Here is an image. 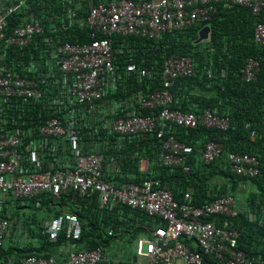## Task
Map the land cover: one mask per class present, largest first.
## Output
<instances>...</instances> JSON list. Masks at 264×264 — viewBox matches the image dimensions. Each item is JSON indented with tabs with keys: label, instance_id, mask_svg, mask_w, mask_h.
I'll list each match as a JSON object with an SVG mask.
<instances>
[{
	"label": "built area",
	"instance_id": "2783aa9c",
	"mask_svg": "<svg viewBox=\"0 0 264 264\" xmlns=\"http://www.w3.org/2000/svg\"><path fill=\"white\" fill-rule=\"evenodd\" d=\"M36 1L0 0V209L5 208L4 198L58 196L66 190L87 197L96 194L100 208L126 205L162 220L150 236L137 239L140 264H210L205 255L221 264H264L262 257H251L238 247L240 233L234 220L246 207V199L223 194L196 204L192 190L176 200L152 179L111 180V173L104 172L102 151L89 141L102 131L103 139L154 133L161 141L158 160L166 167L189 172L190 158L196 156L193 147L173 134L167 136L166 128L175 124L227 129L229 116L211 107L200 113L171 107L175 81L195 72L189 55H171L165 60L159 90L150 94L138 90L126 100L108 98L118 92L121 78L115 65V38H159L166 32L199 27L220 5L247 6L258 15L264 0ZM16 18L19 24L12 26ZM75 28L86 37L75 35ZM254 41L264 46V22L256 25ZM123 51L120 47L119 52ZM126 68L140 80L155 77L154 66L130 61ZM259 69V60L248 57L242 79L256 80ZM150 109L157 111L141 114ZM251 136L255 137L254 131ZM63 143L71 156L52 159ZM222 150L220 142L208 141L199 158L211 163ZM228 163L231 172L243 177L260 174V160L254 154L231 153ZM150 165L149 159H142L143 171ZM249 214L256 220V213ZM45 233L49 242L65 234L66 259L28 255L20 264H99L106 259L100 247L77 246L83 224L75 212L56 214ZM10 237L21 238L14 222L0 217V248L8 245Z\"/></svg>",
	"mask_w": 264,
	"mask_h": 264
},
{
	"label": "trees",
	"instance_id": "16d2710c",
	"mask_svg": "<svg viewBox=\"0 0 264 264\" xmlns=\"http://www.w3.org/2000/svg\"><path fill=\"white\" fill-rule=\"evenodd\" d=\"M90 1L95 4L107 0ZM41 2L37 0L35 4ZM18 21L16 18L11 25L16 26ZM260 22H264V9L254 15L247 6L225 8L220 5L218 12L199 27L166 32L159 38H115V65L121 78L118 92L110 93L108 98L126 100L138 90L149 94L159 90L165 60L171 55H189L194 60L195 72L175 81L171 87V107L196 113L211 107L219 114L229 116L227 129L204 125L188 128L175 124L166 128L167 136L173 134L193 147L196 156L190 158L189 172H184L182 167H166L158 160L161 141L154 133L110 135L103 139L105 133L102 131L89 137V141L96 142L102 151L104 172L111 173V180L152 179L158 181L157 187L170 190L176 200H181L185 191L192 190L195 203L202 204L223 194L237 196L246 187L248 194L242 198L246 199V207L234 220L240 233L238 247L251 257L264 259V46L254 41L255 27ZM206 25L211 27L209 40L195 43L199 30ZM75 29V35L86 37L79 28ZM120 47L124 50L122 53ZM248 57L260 62L257 79L249 82L243 80L241 74ZM130 61L149 68L154 66L155 77L137 79L127 71ZM153 111L157 110H141V114ZM211 140L220 142L223 150L216 160L204 163L199 154ZM236 152H247L259 158L260 174L257 177L247 178L231 172L228 158ZM64 155L71 156L65 143L51 158L67 159ZM142 159L151 162L147 171L141 169ZM116 171H119L118 175L112 177ZM248 185L252 188L250 192H247ZM3 203L5 208L0 209V217L11 219L21 238L10 237L8 245L0 248V264H20L28 255H55L57 249L67 243L66 236L62 233L56 242H49L45 229L51 218L63 210L77 213L82 221L83 235L77 241L80 249H103L106 259L99 264H140L135 250L122 248L115 251L116 242L150 236L152 230L163 224L159 217L126 205H118L113 210L100 208L96 194L87 197L74 190L63 191L58 196L45 193L14 201L4 198ZM250 212L256 213V220L250 219ZM110 229H113L111 235ZM204 257L205 262L221 264L211 256Z\"/></svg>",
	"mask_w": 264,
	"mask_h": 264
},
{
	"label": "crops",
	"instance_id": "0c3cea01",
	"mask_svg": "<svg viewBox=\"0 0 264 264\" xmlns=\"http://www.w3.org/2000/svg\"><path fill=\"white\" fill-rule=\"evenodd\" d=\"M148 164L149 163H146V165L148 166ZM243 194L246 192V187H243L242 188V191H241ZM247 194V193H246ZM246 194H245V196H246ZM120 244V241L117 243L116 242V244H115V246H118ZM126 244V246L125 247H123V248H125V249H127V250H132V251H134L133 249H132V246L131 245H128V243H125ZM116 249H117V247H116ZM116 249H115V251H116ZM68 251H69V248L66 246V245H63V246H61L60 248H58L57 249V252H56V256L61 260V261H64L65 259H66V257H67V253H68Z\"/></svg>",
	"mask_w": 264,
	"mask_h": 264
},
{
	"label": "rangeland",
	"instance_id": "374dc122",
	"mask_svg": "<svg viewBox=\"0 0 264 264\" xmlns=\"http://www.w3.org/2000/svg\"><path fill=\"white\" fill-rule=\"evenodd\" d=\"M247 187H249V189H247V192H250V190H252L251 186L248 185ZM245 194H246V192L244 194L242 192H239V193H237V196H238V198L242 199L245 196ZM118 242L119 241H117V243ZM136 242H137V240H135L134 238L133 239H123V243L120 240V244L118 246H116L117 247L116 250H121L123 247H125L126 246L125 243H128V245H131L133 250H136Z\"/></svg>",
	"mask_w": 264,
	"mask_h": 264
},
{
	"label": "water",
	"instance_id": "95a60500",
	"mask_svg": "<svg viewBox=\"0 0 264 264\" xmlns=\"http://www.w3.org/2000/svg\"><path fill=\"white\" fill-rule=\"evenodd\" d=\"M211 33V27L209 25H206L202 27L198 32V38L195 41V43H200L202 41H207L210 38Z\"/></svg>",
	"mask_w": 264,
	"mask_h": 264
}]
</instances>
